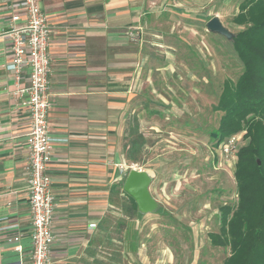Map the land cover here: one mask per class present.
Returning <instances> with one entry per match:
<instances>
[{"label": "crops", "instance_id": "0c3cea01", "mask_svg": "<svg viewBox=\"0 0 264 264\" xmlns=\"http://www.w3.org/2000/svg\"><path fill=\"white\" fill-rule=\"evenodd\" d=\"M20 1L0 0V264L31 263L30 118L15 94L26 78L17 81L6 70L11 53L4 37L11 6ZM160 1L39 0L50 30V135L60 140L47 167L55 201L51 264L147 262L143 216L120 209L126 201L120 167L128 164L129 134H141L152 75L143 31L148 9Z\"/></svg>", "mask_w": 264, "mask_h": 264}, {"label": "rangeland", "instance_id": "374dc122", "mask_svg": "<svg viewBox=\"0 0 264 264\" xmlns=\"http://www.w3.org/2000/svg\"><path fill=\"white\" fill-rule=\"evenodd\" d=\"M241 2L162 0L148 9L143 38L152 75L145 80L141 134H129L125 152L137 141V161L127 166L150 175L160 209L139 220L149 264H223L229 256L208 235L219 231V208L236 205V159L214 148L209 134L222 116L214 108L223 83L236 82L242 64L232 42L208 33L206 23L217 17L237 34L244 26L232 20Z\"/></svg>", "mask_w": 264, "mask_h": 264}, {"label": "trees", "instance_id": "16d2710c", "mask_svg": "<svg viewBox=\"0 0 264 264\" xmlns=\"http://www.w3.org/2000/svg\"><path fill=\"white\" fill-rule=\"evenodd\" d=\"M232 22L244 26L232 42L242 73L236 82L223 83L214 108L222 116L209 136L216 148L245 133L233 172L236 205L219 208V231L208 238L215 247L229 248L223 264H264V0H242ZM128 149L127 160L136 162L139 145L134 142ZM123 182L120 193L126 201L120 209L127 217H139L134 200L122 191Z\"/></svg>", "mask_w": 264, "mask_h": 264}, {"label": "built area", "instance_id": "2783aa9c", "mask_svg": "<svg viewBox=\"0 0 264 264\" xmlns=\"http://www.w3.org/2000/svg\"><path fill=\"white\" fill-rule=\"evenodd\" d=\"M13 11L4 37L8 42L11 61L6 70L15 80L22 76L26 85L15 94L22 98L27 109L30 128L26 137L27 149V188L31 215V263L51 264L50 250L54 242L51 230L55 201L51 191V178L47 167L51 162V149L60 140L50 135L49 126V75H50V30L46 15L39 0H21L11 6ZM243 135L236 134L227 138L221 145L222 154L236 159V145ZM62 142V141H61ZM228 159H224L225 162ZM135 165L120 167L127 171ZM18 236L14 238L18 241ZM21 247L15 251L21 252Z\"/></svg>", "mask_w": 264, "mask_h": 264}, {"label": "water", "instance_id": "95a60500", "mask_svg": "<svg viewBox=\"0 0 264 264\" xmlns=\"http://www.w3.org/2000/svg\"><path fill=\"white\" fill-rule=\"evenodd\" d=\"M206 31L211 34L224 37L227 41L233 42L235 34H232L225 28L217 17H212L206 23ZM151 183L150 175L143 170L130 168L124 179L122 191L130 196L140 215L154 213L158 209V204L151 196L149 185Z\"/></svg>", "mask_w": 264, "mask_h": 264}]
</instances>
